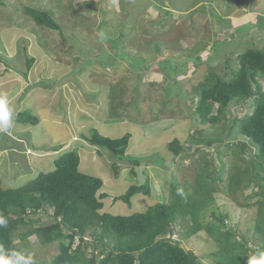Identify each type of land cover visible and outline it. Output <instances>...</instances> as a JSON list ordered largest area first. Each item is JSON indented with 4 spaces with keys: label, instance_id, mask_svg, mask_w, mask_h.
I'll list each match as a JSON object with an SVG mask.
<instances>
[{
    "label": "rangeland",
    "instance_id": "374dc122",
    "mask_svg": "<svg viewBox=\"0 0 264 264\" xmlns=\"http://www.w3.org/2000/svg\"><path fill=\"white\" fill-rule=\"evenodd\" d=\"M28 7L51 11L62 33L37 24L26 13ZM251 47L264 49V0H214L213 5L202 0H0V95L7 96L12 112L9 128L0 131L4 186L17 188L39 171L54 170L55 159L77 147L82 172L101 177V192L110 194L101 212L129 216L167 203L174 180L194 183L202 167L213 170L215 160L225 167L223 180L211 187L213 199L199 220L208 223L212 212L228 215L229 225L242 235L237 239L245 236L250 247L261 248L264 235L255 228L256 202L262 199L264 182L254 176L250 152L240 151L245 137L226 127L233 114L251 113L249 104L235 102L228 119L221 116L216 122L194 115L198 84L213 71L226 76L228 57L235 64L238 54ZM31 57L36 61L29 68ZM26 109L39 117L38 125L19 123V113ZM92 129L111 138L131 133L127 154L142 164L120 161L121 175L115 177L112 154L84 139ZM200 129L211 139L224 136L230 146L192 147L191 137ZM175 138L189 150L180 155L170 151ZM59 143L63 148L52 151ZM232 175H237L235 191ZM147 180L151 196L139 193L132 205L114 202L115 196ZM52 221L46 213L36 226ZM187 221V226H177L173 238L202 264H215L211 255L219 250L217 244L205 230L187 237L186 228L192 225ZM22 250L41 264L58 255L59 243L43 244L33 235Z\"/></svg>",
    "mask_w": 264,
    "mask_h": 264
},
{
    "label": "trees",
    "instance_id": "16d2710c",
    "mask_svg": "<svg viewBox=\"0 0 264 264\" xmlns=\"http://www.w3.org/2000/svg\"><path fill=\"white\" fill-rule=\"evenodd\" d=\"M202 1L214 4V0ZM164 7L163 10L170 13L167 6ZM26 13L37 24L62 33V26L51 11L28 7ZM223 20L226 22L228 19ZM237 60L231 64L232 58L228 57L229 72L226 76L213 71L198 84L196 88L200 92V101L194 108V115H199L202 122H216L221 116L228 119V109L235 102L249 104L251 113L244 117L233 114L226 127L230 132L239 129L245 137L240 151L250 152L254 176L258 182H264V87L260 78L264 77V49L248 48L238 54ZM27 61L31 68L36 60L31 57ZM216 105L217 113L211 117ZM130 120L135 122L134 119ZM18 121L31 125L40 123L39 117L31 109L20 112ZM203 132V129L194 131L192 147L200 150L202 145L216 144V149H220L224 144H231L222 135L211 139L203 136ZM200 136L204 138L200 139ZM131 137L132 134L128 132L120 138H111L92 129L90 136H84V139L112 154L115 159L112 164L114 175L119 178L120 161H127L133 166H140L143 161L127 154ZM63 146L60 143L54 145L52 151H59ZM254 148L257 149L256 154ZM169 149L175 155H180L189 147L175 138L169 143ZM212 165L211 171L210 165L202 167L203 172L194 183L183 184L174 180L167 203L157 202L146 212L129 216L114 215L101 212L105 206L104 200L110 197L109 193L101 192L103 179L82 172L77 147L67 150L55 159L54 170L39 171L20 187L6 188L0 176V214L8 220L7 227H0V245L6 249L22 250L33 235H37L43 244L58 242V255L41 264H202L194 251L173 238L177 226H187V219L190 218L192 225L186 228L187 237L205 230L219 248L211 255L215 264H247L248 258L264 250V246L250 247L245 236L242 240L237 239L241 234L236 227L229 225L228 215L212 212V220L208 223L199 220L213 199L211 187L216 181L223 180L221 175L225 167H218L215 160ZM26 173L32 172L27 169ZM236 176L230 178L233 191L232 182L237 180ZM238 181V184L241 183V179ZM139 193L152 195L149 180L142 185L130 186L125 194L113 199L114 202L122 200L132 205L133 197ZM260 195L262 199L256 202L259 208L255 228L264 235V187ZM46 213L51 214L52 223L36 226L41 215ZM90 248L93 249L91 253Z\"/></svg>",
    "mask_w": 264,
    "mask_h": 264
},
{
    "label": "clouds",
    "instance_id": "9594fccd",
    "mask_svg": "<svg viewBox=\"0 0 264 264\" xmlns=\"http://www.w3.org/2000/svg\"><path fill=\"white\" fill-rule=\"evenodd\" d=\"M10 113L12 112L8 107L7 96L0 95V131H7L9 128ZM7 224L8 220L0 214V227H7ZM0 264H36V262L31 253L26 254L23 250L6 249L0 245ZM247 264H264V250L249 257Z\"/></svg>",
    "mask_w": 264,
    "mask_h": 264
}]
</instances>
